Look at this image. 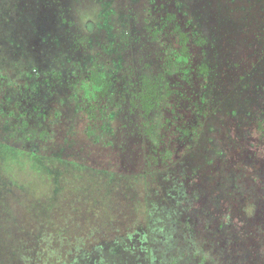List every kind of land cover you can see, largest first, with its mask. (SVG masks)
<instances>
[{"label": "flooded vegetation", "instance_id": "af4514ba", "mask_svg": "<svg viewBox=\"0 0 264 264\" xmlns=\"http://www.w3.org/2000/svg\"><path fill=\"white\" fill-rule=\"evenodd\" d=\"M32 1L0 0V146L124 179L126 194L135 193L145 211L144 199L161 176L178 178L189 165L212 157L208 173H220L225 190L203 183L195 191L201 209L177 219L184 226L196 221L199 228L183 226V243L200 244L194 264H264V98L257 101L245 89L257 80L248 67L264 64V48L257 46L264 38L249 27L250 19L240 20V28L255 40L245 53V34L239 44L225 25L229 20L235 25L230 13H237L238 22L248 5L241 0H40L35 16L29 12ZM261 8L264 19V4ZM208 19L217 31L205 29ZM24 24L27 33L39 30L35 44L23 33L16 38ZM254 53L262 58L258 65L251 63ZM237 69L245 75L235 86L245 92L228 101L236 92L222 88ZM63 78L68 94L52 98L50 82ZM261 85L257 80L254 89ZM228 146L223 153L220 148ZM225 153L231 155L221 157ZM216 190L231 207L229 221L200 202ZM245 195L254 202L244 205ZM232 215L242 233L248 230L246 249L240 250L242 242L237 251L215 253L210 243L218 237L223 244L234 240L228 229Z\"/></svg>", "mask_w": 264, "mask_h": 264}, {"label": "rangeland", "instance_id": "374dc122", "mask_svg": "<svg viewBox=\"0 0 264 264\" xmlns=\"http://www.w3.org/2000/svg\"><path fill=\"white\" fill-rule=\"evenodd\" d=\"M40 0H33L30 4V13H34L35 16H38L35 12V8ZM247 2V3H244ZM241 4L248 5L247 10L240 11L239 20H237V13H230V16L234 18L235 25L233 21L229 20L226 26L230 28L228 30V35H235L239 44L241 42L242 33L245 34L243 41H245V46L243 48L245 53H248L250 49H252L255 45V40H250L251 31L246 34L245 29L240 28V20H251L249 22V27L252 30H256L261 34V38H264V19L261 15V6L264 4V0H241ZM261 9V10H260ZM29 14V13H28ZM212 14V13H211ZM249 15V17H248ZM34 17V15H33ZM214 17L215 13H214ZM217 19V18H216ZM36 20V19H35ZM205 29L208 32H211L213 29L215 31L216 26L213 25L210 19H208L207 23L204 22ZM36 24L33 22V28H35ZM25 24L23 29L20 30V33H16V38H22L21 33H23V38L31 39L33 44L36 43L39 39V30L36 29L35 32H26ZM25 30V31H24ZM26 35V36H25ZM247 35V36H246ZM259 48H264V43L257 45ZM53 50V48H52ZM50 52V51H49ZM199 49H195V58H198ZM240 56L239 54H237ZM251 58V63L258 65L261 62L259 59V55L254 53V57ZM256 58V59H255ZM257 62V64H256ZM43 65V68H47L46 65ZM243 66H248L249 64L246 62H242ZM67 71L68 68H65ZM248 71L251 73H255L256 78L258 81L262 82L260 89H254V84L256 81H251L248 84H245V89L251 90L253 96L256 97L257 101L264 98V64L260 63L257 69H254L252 66L248 67ZM245 75L241 69L234 70L226 79V84L223 86L222 90L225 89H233L236 94L233 95V98L229 99L228 101H233L235 98H241L243 92H239L238 90L240 87L236 88V84L238 82V77L241 75ZM63 78L61 80L64 81ZM58 84V85H57ZM52 86L51 97L53 98L54 93L56 96L60 97L65 96L68 94L67 84L64 82L59 83V81L50 82ZM58 88V89H57ZM57 90V92H56ZM227 95V94H226ZM226 95L224 97H226ZM228 96L230 94L228 93ZM52 100H50L51 102ZM185 111L187 109V103L184 102L183 104ZM69 122L67 121L64 126H69ZM228 141H232L228 139ZM224 153L227 149L229 150L230 147H223L220 148ZM131 150V149H130ZM256 150L258 148L256 147ZM15 152V150H11ZM226 155H231L229 153H225V155H221V157H226ZM37 159V156H35ZM222 161V159H221ZM50 163V164H49ZM65 164L63 162H57L53 159H50L45 165L57 164ZM213 163V158L208 157L207 160H200L197 163V166L194 168H190V165L186 168L185 174L179 176L178 178H173L172 180L167 179L164 176H161L158 180V185L154 186L150 189V192L147 193L146 199L144 202H147L148 214L146 215V220L140 217V211L136 213L134 210H127L126 214L124 215L122 211L118 207H108L110 214H106L104 210L100 208H95L93 206H89L82 210L81 220L79 222V237L73 236L71 234L76 233L73 232L77 230L73 221H69L68 219H62L61 223L52 227L51 233L54 234V238L57 240H62L63 242L69 240L71 237L78 238L73 240V243L79 244V248L83 247L85 249L81 250L80 252H76L74 256L72 255L69 258L63 259V261H59V264H194L192 258L199 257L200 255L194 250H197L200 244L195 245L196 247L187 248L186 243H183V239L181 236H186L187 232L185 231L184 227L190 228L195 227L199 228V223L196 221H192L191 225L184 226V222L181 219V215L185 212L194 213L197 208L201 209L198 206L197 201L198 195L196 197L195 191L201 187V185L210 186L213 188L218 187L220 190L224 191L225 184L220 181V173H215V176L209 174V168ZM35 165V164H33ZM221 167V163H219ZM39 167V166H37ZM40 167H43L40 165ZM45 168V166H44ZM190 168V169H189ZM213 176V178H212ZM230 177V176H229ZM235 178V173L231 176ZM228 180V178H227ZM149 180L147 183H150ZM212 183V184H209ZM218 191H211V193L206 194L207 199L200 202H205L210 210V213L213 215L219 216V220H231L228 218L230 215L231 207L228 205V202L224 201L222 197L216 195ZM195 193V194H194ZM131 194V193H130ZM194 195L196 200H194ZM119 196V194H118ZM131 200L137 199L138 196L135 193L130 195ZM202 197L205 198L204 195ZM121 198V196H120ZM212 198H215L211 201ZM251 195L243 197V204H247L248 202L253 203L254 201L251 200ZM139 200V204L140 199ZM213 202L214 206H210L209 202ZM237 203H239V196L236 199ZM263 202V200H260ZM96 207H101V203L96 201L92 203ZM90 205V204H88ZM136 206L137 203H135ZM127 206V204L125 205ZM134 208V204L132 206ZM234 212V209H232ZM107 211V210H106ZM62 212V211H60ZM126 217H124V216ZM122 217V218H121ZM28 216L25 214L19 215L16 211L11 216L10 223H7L4 227L3 234L9 241L10 239H22L23 237H31L32 229L35 225V220L25 221L22 219H26ZM79 220V219H78ZM126 221L128 224L119 225V221ZM58 220L55 221L57 223ZM237 218H233L232 221L228 223L229 226V233L233 234L234 236L231 239H234L232 242H226L223 244L225 240L223 237H218L214 243H210L211 250L215 253L217 251H232L238 250L241 248V244L243 242V247L240 250L246 249V237L247 234L244 232L247 228H244V232L242 233L243 229H238L240 226L237 224ZM138 222V224H137ZM37 224V222H36ZM103 228L101 232L92 231V228H97L98 225ZM117 224L118 226L115 227L114 225ZM77 225V224H76ZM68 226V227H67ZM184 226V227H183ZM245 226V224H244ZM249 226V225H248ZM108 227V228H107ZM107 228V229H106ZM184 229V230H183ZM237 229V232H236ZM248 231V230H247ZM191 233V230L188 232ZM194 235L195 232L193 231ZM221 234H224L222 231ZM245 234V235H244ZM197 236V235H195ZM199 236V235H198ZM191 237V236H189ZM243 237L244 239L238 238ZM72 238V239H73ZM2 239V238H1ZM83 240L86 241L83 243ZM4 241V240H3ZM2 241V242H3ZM249 244V242L247 241ZM190 244V243H189ZM226 246L225 248L222 247ZM188 245V244H187ZM250 245V244H249ZM193 246V242H192ZM239 246V247H238ZM88 248V250H86ZM224 258V257H223ZM227 258V257H226ZM227 260H229L227 258ZM55 264H58L56 261ZM53 264V263H52Z\"/></svg>", "mask_w": 264, "mask_h": 264}, {"label": "trees", "instance_id": "16d2710c", "mask_svg": "<svg viewBox=\"0 0 264 264\" xmlns=\"http://www.w3.org/2000/svg\"><path fill=\"white\" fill-rule=\"evenodd\" d=\"M11 150L0 146V264H55V261L61 262L85 249L73 243L78 238L71 237L65 242L55 239L51 229L62 219H68L77 224L72 226L77 230L71 235L79 237L77 231L82 210L89 206L100 208L108 215V207H118L126 216L125 211L133 209L136 213L140 211V217L146 220L148 210L139 204L138 198L132 201L126 194L124 179H116L114 175L103 178L88 171L84 165L68 163L52 164L54 170H51V165H45L49 158L36 159L24 151L15 150V153ZM120 187L122 189L118 191ZM96 201L102 204L101 207L92 204ZM126 204H134V208L127 209ZM14 211L28 216L22 220H35L31 237L8 241L3 234ZM101 229L99 224L92 231L101 232Z\"/></svg>", "mask_w": 264, "mask_h": 264}]
</instances>
